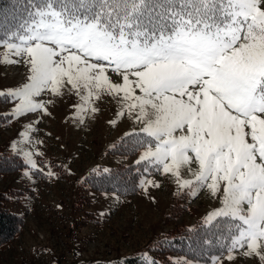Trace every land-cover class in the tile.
Instances as JSON below:
<instances>
[{
    "label": "snow or ice",
    "instance_id": "snow-or-ice-1",
    "mask_svg": "<svg viewBox=\"0 0 264 264\" xmlns=\"http://www.w3.org/2000/svg\"><path fill=\"white\" fill-rule=\"evenodd\" d=\"M17 3L19 23L0 25L3 63L27 73L0 91L10 115H51L48 105L69 96L82 125L111 104L109 124L131 121L124 135L145 172L220 201L203 224L212 234L226 227V259L264 264V0Z\"/></svg>",
    "mask_w": 264,
    "mask_h": 264
},
{
    "label": "rangeland",
    "instance_id": "rangeland-1",
    "mask_svg": "<svg viewBox=\"0 0 264 264\" xmlns=\"http://www.w3.org/2000/svg\"><path fill=\"white\" fill-rule=\"evenodd\" d=\"M4 51L0 48V91L19 88L27 75L23 66L3 63ZM38 99L55 98L45 94ZM77 102L65 96L48 105L51 115L29 113L0 125V154L20 155L28 165L0 174V207L24 220L15 239L0 247V264H113L135 254L151 257L159 239L204 225L206 214L221 206L207 190H178L170 180L149 172L132 195L88 188V175L137 165L140 152L111 154L133 127L131 121L109 124L116 119L115 108L104 104L95 119L86 118L81 125L72 108ZM13 109L14 103L0 97V115H10ZM25 132L28 136L22 135ZM26 152L33 153L37 168L26 162ZM184 175L192 178L187 170ZM146 179L158 181L160 187L143 184ZM226 255L220 257L223 264H260L256 257L237 254L231 262ZM166 257L204 264L173 254Z\"/></svg>",
    "mask_w": 264,
    "mask_h": 264
},
{
    "label": "trees",
    "instance_id": "trees-1",
    "mask_svg": "<svg viewBox=\"0 0 264 264\" xmlns=\"http://www.w3.org/2000/svg\"><path fill=\"white\" fill-rule=\"evenodd\" d=\"M22 3V0H21ZM22 8L17 0H0V25L13 28L19 23ZM12 120L11 115H0V125H7ZM135 150L134 141L124 137L117 146L111 150V154L132 156ZM144 165L119 166L105 172H96L88 175L84 181L88 188L99 192H114L123 196L135 194L139 190L141 177L147 172ZM28 168L23 158L17 154H0V174L18 171ZM23 218L0 207V247L15 239L23 227ZM223 234L217 231L215 234L207 231V226L200 225L195 229L182 228L169 238H161L150 249L151 257L135 254L113 264H185L166 257L168 254L184 257L185 259L199 261L208 264L213 258L226 255L223 244L227 234L226 227ZM164 256V258H162ZM111 264V263H92Z\"/></svg>",
    "mask_w": 264,
    "mask_h": 264
}]
</instances>
